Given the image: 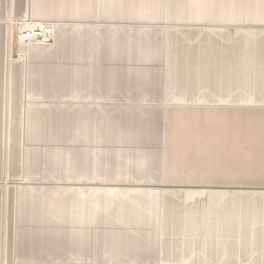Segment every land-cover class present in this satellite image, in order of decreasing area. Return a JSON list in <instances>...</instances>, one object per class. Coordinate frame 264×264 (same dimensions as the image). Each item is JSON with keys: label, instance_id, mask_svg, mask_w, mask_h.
Listing matches in <instances>:
<instances>
[{"label": "crops", "instance_id": "1", "mask_svg": "<svg viewBox=\"0 0 264 264\" xmlns=\"http://www.w3.org/2000/svg\"><path fill=\"white\" fill-rule=\"evenodd\" d=\"M0 72L26 260L264 264V190L236 185L264 160L230 152L264 121L178 103L264 80V0H0Z\"/></svg>", "mask_w": 264, "mask_h": 264}, {"label": "rangeland", "instance_id": "2", "mask_svg": "<svg viewBox=\"0 0 264 264\" xmlns=\"http://www.w3.org/2000/svg\"><path fill=\"white\" fill-rule=\"evenodd\" d=\"M31 22L23 23L21 20H15L13 23H10L9 29L13 32H20L23 26H30ZM167 25V24H166ZM263 72V71H261ZM0 72V77H1ZM254 86L253 92L251 94H237L225 96L222 95V99L215 98H203L199 99L196 97H187L181 98L186 99L182 102H178L181 105H187L190 107H199L206 115H212V112L215 111L214 115H231L233 114H242L245 117L250 118H238V119H215V125L218 122H227L231 123L232 126L236 121H240L241 124H245L249 120L254 121H264V80H256L253 77ZM223 94V93H222ZM176 103V102H175ZM163 104L168 105L165 101ZM5 111L4 104L0 102V163L3 161L5 155H3L2 150L4 149V141L2 142V137L4 140L3 131H5L4 119H2L3 112ZM205 120V119H204ZM208 121L210 119H207ZM12 121V120H9ZM246 126V124L244 125ZM10 136H7V139L10 140ZM244 138H249L248 135L242 137V142L237 145L235 148L234 144L231 147V159H250V156L253 160V165L260 164V160H264V139L254 140L252 136V143ZM262 142V143H259ZM9 147V145H8ZM227 147V146H226ZM229 149L225 146L221 147V157L225 159L228 157ZM236 154V156H235ZM8 164L6 166L0 165V264H55L51 261L50 258H44L48 261L33 262L25 259V256H21L14 247L11 245L13 239L16 238V230H14V223L16 215L13 211L15 197L18 195V190L22 189V186L27 184V181L23 174L20 173L19 168H15L11 165L10 152L8 153ZM13 158V157H12ZM4 162V161H3ZM11 162V163H10ZM10 163V164H9ZM235 173L234 170L232 172ZM242 176L237 180V186H247L252 187L254 190H264V165H261V169L253 167V171H243L240 172ZM247 179V180H245ZM252 179V180H251ZM17 252V253H16ZM23 255V254H22ZM28 262H24V261ZM59 264V263H56ZM67 264V263H60Z\"/></svg>", "mask_w": 264, "mask_h": 264}, {"label": "built area", "instance_id": "3", "mask_svg": "<svg viewBox=\"0 0 264 264\" xmlns=\"http://www.w3.org/2000/svg\"><path fill=\"white\" fill-rule=\"evenodd\" d=\"M42 31V27L38 24H31L27 28H22L19 32V37L22 39H29L37 36Z\"/></svg>", "mask_w": 264, "mask_h": 264}]
</instances>
